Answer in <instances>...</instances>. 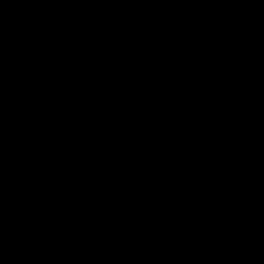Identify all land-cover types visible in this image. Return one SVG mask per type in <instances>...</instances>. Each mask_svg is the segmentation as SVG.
Wrapping results in <instances>:
<instances>
[{"label":"water","instance_id":"water-1","mask_svg":"<svg viewBox=\"0 0 264 264\" xmlns=\"http://www.w3.org/2000/svg\"><path fill=\"white\" fill-rule=\"evenodd\" d=\"M0 264H264V0H0Z\"/></svg>","mask_w":264,"mask_h":264}]
</instances>
